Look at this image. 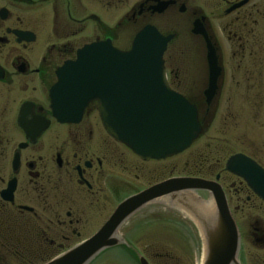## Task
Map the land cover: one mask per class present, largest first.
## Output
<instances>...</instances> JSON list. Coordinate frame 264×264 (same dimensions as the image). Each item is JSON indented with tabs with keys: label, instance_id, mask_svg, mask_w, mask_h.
<instances>
[{
	"label": "flooded vegetation",
	"instance_id": "obj_1",
	"mask_svg": "<svg viewBox=\"0 0 264 264\" xmlns=\"http://www.w3.org/2000/svg\"><path fill=\"white\" fill-rule=\"evenodd\" d=\"M121 6L122 0H0V264H46L96 233L123 200L181 177L220 187L238 232V264H264V217L259 218L264 201L225 171L227 159L220 170L205 173L199 156L186 175L169 176L163 166L154 177L151 163L170 158H138L104 131L97 101L87 102L76 115L66 107L71 104L65 92L58 91L71 79L63 76V67L85 46L125 51L138 31L152 26L171 36L162 56L165 80L195 106L201 126L210 108L218 107L226 75L246 77L244 85L233 79L235 88L256 90L264 101V0H133L123 14ZM170 15L177 17L175 23ZM124 24L129 35L122 33ZM171 26L183 34L177 67L168 55L176 39ZM208 46L219 76L207 102ZM58 105L69 114L65 122L57 120ZM140 179L142 186L135 184ZM197 196L210 200L205 191ZM167 208L162 200L140 207L120 225L118 235L137 216L167 213ZM250 218L248 237L258 251L254 260L245 259L241 244L239 222ZM135 229L145 234L147 227ZM110 249L139 251L126 242L103 250L89 264H136L99 258Z\"/></svg>",
	"mask_w": 264,
	"mask_h": 264
},
{
	"label": "water",
	"instance_id": "obj_2",
	"mask_svg": "<svg viewBox=\"0 0 264 264\" xmlns=\"http://www.w3.org/2000/svg\"><path fill=\"white\" fill-rule=\"evenodd\" d=\"M170 40L171 36L145 26L126 51L103 44L85 46L74 62L63 67V76L71 79L66 80V87H58L71 104L66 107L76 115L87 102L97 101L107 135L144 161L180 154L202 132L195 106L166 83L162 56ZM207 52L209 80L204 95L208 102L216 91L219 69L210 46ZM56 110L59 122L68 120L61 105ZM225 171L241 178L264 201V170L253 160L234 154L226 160ZM199 191L210 194L212 209L207 216V202L197 196ZM156 200L193 222L201 239L200 264H238V232L220 187L189 177L170 178L123 200L96 233L46 264H89L103 250L126 243L117 229L137 209ZM138 264L148 263L138 256Z\"/></svg>",
	"mask_w": 264,
	"mask_h": 264
},
{
	"label": "rangeland",
	"instance_id": "obj_3",
	"mask_svg": "<svg viewBox=\"0 0 264 264\" xmlns=\"http://www.w3.org/2000/svg\"><path fill=\"white\" fill-rule=\"evenodd\" d=\"M131 1L133 0H122L121 14L126 11ZM171 17L175 19V23L177 17L170 15ZM122 29L126 31H122L123 34L129 35L128 25L124 24ZM169 30L176 33V39L171 43L168 55L172 57L173 66L177 67L179 64L178 42L183 34L179 27L171 26ZM233 79L243 85L246 83L244 81L246 77L225 76L218 107L210 108L208 115L203 119V135L182 154L162 163H151L154 177L163 166L167 168L169 176L186 175L189 168L199 161V156L203 158L202 165L199 167L203 168L202 171L205 173L220 170L225 160L234 153L250 156L264 166V119H262L264 101H261V105V96L256 90L245 91L243 86L235 88L236 82ZM249 82L256 88V81ZM260 106L261 109H259ZM185 163L187 167H184ZM141 179L135 184L142 186L145 181ZM201 196L202 199L207 200V197ZM166 210L167 213L162 211L156 215V213L147 212L137 216V219L129 221L119 234L125 242L134 243L139 251L127 253L121 249H110L102 253L99 258H115L127 262L133 260L138 264V256H142L148 264H200L202 245L194 225L187 220L186 216L171 207ZM261 216L264 217V210L259 213L260 219H262ZM250 221L251 218L239 222L242 235L241 244L246 260H254L258 254L257 248L248 237ZM137 225L146 226V233H138L135 229Z\"/></svg>",
	"mask_w": 264,
	"mask_h": 264
},
{
	"label": "bare ground",
	"instance_id": "obj_4",
	"mask_svg": "<svg viewBox=\"0 0 264 264\" xmlns=\"http://www.w3.org/2000/svg\"><path fill=\"white\" fill-rule=\"evenodd\" d=\"M205 207H207L204 211V214L209 215L208 213H210L211 209H212V204L210 201L207 202V204H204Z\"/></svg>",
	"mask_w": 264,
	"mask_h": 264
}]
</instances>
